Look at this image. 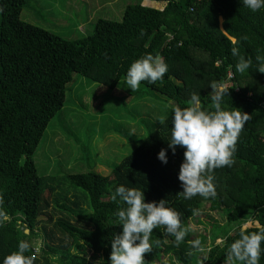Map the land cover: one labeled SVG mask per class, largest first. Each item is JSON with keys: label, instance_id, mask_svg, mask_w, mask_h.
Returning a JSON list of instances; mask_svg holds the SVG:
<instances>
[{"label": "trees", "instance_id": "trees-1", "mask_svg": "<svg viewBox=\"0 0 264 264\" xmlns=\"http://www.w3.org/2000/svg\"><path fill=\"white\" fill-rule=\"evenodd\" d=\"M28 1L0 0V210L7 214L0 224V264L20 241L30 246L26 255L36 254L34 264H53L52 255L60 258L56 264L100 258L107 264L112 236L122 231L114 213L126 205L111 199L121 184L144 191L146 202L166 199L188 229L179 245L164 226L153 229L146 264H224L245 224H259L245 231L264 228V73L256 71L255 60L264 56V9L252 12L240 0H138L121 21L99 19L91 34L71 40L24 21ZM233 47L253 60L245 73L236 71ZM148 53L162 57L168 71L154 84L141 82L143 87L182 108L195 92L207 108L215 81L229 90L228 109L249 115L232 165L211 173L216 197L178 196L183 147L175 154L168 149L167 164L158 159L168 148L172 112L109 173L41 177L34 157L65 106L74 74L113 90L130 64ZM192 221L204 232L195 236ZM39 239L37 252L33 243ZM195 240L203 252L189 243Z\"/></svg>", "mask_w": 264, "mask_h": 264}, {"label": "clouds", "instance_id": "clouds-1", "mask_svg": "<svg viewBox=\"0 0 264 264\" xmlns=\"http://www.w3.org/2000/svg\"><path fill=\"white\" fill-rule=\"evenodd\" d=\"M244 7L252 12L264 9V0H240ZM247 39V37H244ZM232 55L238 57L236 71L245 73L253 65V60L239 54L236 47L231 49ZM256 71L264 73V56H256ZM168 71V65L160 56L150 53L134 60L127 69L125 84L133 92L141 82L154 84L162 80ZM210 104L206 107L195 92L191 94L188 106H173L171 131L168 137V148L161 149L158 159L168 163V149L175 154L176 147L185 149L184 160L180 166L178 179L181 181L185 200L199 195L205 199L217 195L214 177L215 169L231 166L236 152V143L249 115L236 108L228 109L224 97L228 96L222 83L211 82ZM111 199L117 204L123 202L114 213L122 226V231L111 239V254L107 264H146L145 254L152 250L150 236L153 229L164 226L165 232L175 237V243L184 242L188 229L181 226L180 213L169 206L166 199L146 202L145 192L123 184L115 188ZM7 214L0 210V224ZM252 223V222H249ZM258 224V223H257ZM259 227V224H258ZM193 248L204 251L201 241H189ZM29 244L20 241L18 250L3 258L2 264H34L36 254L26 255ZM38 251V250H37ZM264 255V228L257 231H245L241 228L239 238L235 239L227 249L224 264H260ZM59 257L52 255L53 264ZM95 264H106L100 258Z\"/></svg>", "mask_w": 264, "mask_h": 264}, {"label": "rangeland", "instance_id": "rangeland-1", "mask_svg": "<svg viewBox=\"0 0 264 264\" xmlns=\"http://www.w3.org/2000/svg\"><path fill=\"white\" fill-rule=\"evenodd\" d=\"M137 1L29 0L22 19L75 40L91 34L99 19L121 21L127 6ZM145 4L151 3L147 0ZM173 106V101L142 84L133 92L123 80L109 90L90 77L74 74L66 88L65 106L51 121L35 154L39 175L65 176L90 170L109 173L172 112ZM204 216L200 213L202 219ZM192 227L195 236L205 229L194 221ZM252 227L258 224L247 223L243 229ZM33 244L37 252L43 247L42 239Z\"/></svg>", "mask_w": 264, "mask_h": 264}, {"label": "built area", "instance_id": "built-area-1", "mask_svg": "<svg viewBox=\"0 0 264 264\" xmlns=\"http://www.w3.org/2000/svg\"><path fill=\"white\" fill-rule=\"evenodd\" d=\"M232 78H234V75H233V73L230 71L229 74H228V79L231 80Z\"/></svg>", "mask_w": 264, "mask_h": 264}]
</instances>
